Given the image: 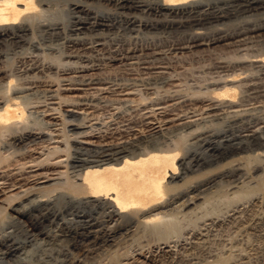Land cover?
<instances>
[{"label": "bare ground", "instance_id": "bare-ground-1", "mask_svg": "<svg viewBox=\"0 0 264 264\" xmlns=\"http://www.w3.org/2000/svg\"><path fill=\"white\" fill-rule=\"evenodd\" d=\"M107 4L113 5V9H110L111 11L105 9L107 8ZM102 8L105 10H102ZM254 17H256L255 20L253 19ZM252 19L253 21H251ZM229 22H238L236 23L237 26L231 31L225 28V25ZM209 28H214L215 33L209 34ZM166 31L183 34L186 39L185 42L179 46L174 45L170 47L174 51L186 50L189 51V53L210 49V47L220 44H222V46H239L247 42L248 44H252V41L264 42V0H0V43H4L6 46H14V51L17 48L19 49V47L22 49L25 46L39 51L45 48L52 49L63 40L69 49L67 55H77L85 60L92 59L91 55L93 56L94 52L104 53L114 51L119 53L127 52L128 55L131 54L130 57L133 60L144 58L142 61H147L150 57H157L161 49L157 48L154 51L142 52V54H140L137 53L138 50L136 48L131 49L120 44H123L124 38L127 35L137 36L141 32L159 33ZM38 36L40 39H36ZM6 56H8V52H4L0 49V62L5 60ZM251 65L257 66L264 71V51L252 60ZM87 66L86 64V67ZM164 67L165 65L162 63L156 66L157 73L160 75L159 78H161H158L159 83L165 81L169 82L168 79L170 76L165 74L163 70ZM236 75H238V73ZM236 75L231 77L228 76V78L225 79V81L227 80L226 82L221 84V86L216 85V87L208 92L200 91L198 94L196 92L194 93V95L197 94V98L193 101V104H195V108H197L196 104H202V107H204L202 112L197 114L196 110V113L192 112L191 114L189 113V115H183L180 113L182 110L180 112H174V110L172 113H169L166 118H163V124H171L170 126L173 124V128H175L174 126L185 127L190 131L192 129V132L196 129L194 134V136H196L198 133L200 134L203 132V129L201 132L197 129L203 127V124L205 125L212 120L220 121V119L224 117L226 120L227 117L231 122L235 123L239 119L242 120L245 116L248 118V116H250L248 115V112H250L248 110L250 108L247 109L243 106L244 101L241 98H244V96L241 95L242 97H239L237 85L233 82L234 79L237 80ZM8 84H11V80H8ZM98 84H102L101 88L107 89V85L104 86V81L100 82L91 78L79 83L62 84L61 86H65L64 90L70 92L83 88V86ZM159 85L160 84L156 86ZM152 86L155 85L152 84ZM28 88H30V86ZM149 88L150 85L148 86V90ZM152 88H150V90ZM249 89H251L250 95H258V97L259 95L261 97L264 96V80L253 82ZM129 90L130 89L122 92V94H124V96L131 95L132 92ZM13 92L15 93V90ZM22 97L17 95L7 97L4 100L0 99V134H3L1 131L5 132L6 129L10 130L11 135L9 134V143L14 145L23 146L28 144V142L35 143L32 149L33 152L36 153L39 152L37 148H40L37 143L46 141V137H49L47 138L48 140L54 138V133L52 135L51 133L47 134L46 127L44 130V128L35 129L24 126L27 114L26 106L25 104L23 105L20 100ZM52 98L53 101L51 102H56V97L53 96ZM179 99H181V97ZM84 101L82 103H84ZM86 102L89 103L88 101ZM178 102L179 100L174 98V101H169L166 105H163V102H158V105H155L156 108L152 107L156 109L155 112L159 110V112H163L164 114L169 106L174 107ZM78 103L80 104V102ZM79 104L64 109L63 113H65V115H71V117L80 116L83 107L82 104ZM189 105L192 106L191 104ZM193 106L192 108H194ZM153 108L152 111L154 110ZM185 109L187 108H184V110ZM190 109L188 110H193ZM178 110L176 108V111ZM188 110L185 111L187 112ZM150 111L151 108L149 113L152 112ZM84 115H86V113H84L83 116ZM51 118L54 117L52 116ZM66 118L68 119V117ZM66 118H64V120L62 119L63 123ZM79 118L82 119L81 116ZM72 119H74V117ZM54 122L55 121H53V123ZM20 123H22L21 125H23L24 128L19 125ZM65 123L71 126L70 131L72 130L73 136H71L74 144L80 147L76 149L83 148L84 150L85 148L91 150L95 147H101L99 145L100 143H97L95 135L91 133L90 135L87 134L85 123L82 122V124L80 121H68ZM160 124H155L154 126L156 127H153L154 132L158 135L162 133ZM17 125L18 127H16ZM51 125L53 127V124ZM90 125L91 124H89V126ZM15 127L17 129H21L22 127L23 129L18 131ZM63 130L65 131L66 129ZM186 130L184 132H186ZM209 130L210 129L205 128L204 133L196 136L203 147L202 151L200 150L201 152L186 146L187 144L183 141V138L173 139L175 141L172 140V144H175L174 147L172 144L170 147H168V145L166 147V144L165 146L163 145L164 143L162 145L154 143V145L152 144V146L146 148L145 144L144 146L140 144L141 142H128L129 140L119 141V139V142L112 143L111 141L108 142L106 137H102L101 150H95L93 153H91L92 151L84 152L85 150H78L79 152L75 155L71 154L73 156L70 155V158L68 157L69 155L67 156L66 154V157L69 158V160H67L71 164L68 165L77 171L75 176L72 173L69 174L66 166L64 170L59 168L64 158H52L56 152V155H58L59 152L64 150L66 153V150H68L66 148L68 145L66 142L62 141L63 139L60 141L66 144L62 145L65 146V148H59L57 146L58 144L56 146L54 145L51 147L52 149L46 150L47 153L45 154L47 155L44 158L42 157V159H38V161L32 163L29 161V169L23 166L26 170L19 166V170L16 167L17 171L8 167L1 169L3 163L5 165L9 162V160L7 161L9 153L2 154L1 151L0 264H81L79 258L73 256L74 254H72L71 248L77 249V247L81 245L84 246L82 244V240L84 239L88 240L87 243L85 241V245L88 246L98 243L101 244L102 242L114 246L116 243H119L118 241H121L118 239V241L116 240L118 234L119 236L121 234L123 238L124 236H122V234L126 236L128 234L129 237V234L133 232L132 238H134V233L137 232L138 234V231H141L139 229H143L142 231L145 230L146 232L151 230V232H155L163 238L167 237L169 234L171 235L174 231L176 232V226L175 223H172V218H176L178 214L182 216L184 213H190L189 211L192 212L193 209L198 212L199 210L195 208L201 207L202 204H205V202L208 201L207 199H209V197L203 195H207L208 192H203L211 183H219L218 187H220V183H224L225 181L226 184L229 183V186L227 184L228 187H236L234 190L237 192L240 187V185L236 183L238 179H241L243 176L247 178L251 175V171L264 169V121L250 120L243 125L240 124L237 130L231 128L217 131ZM52 131L53 130H51V132ZM67 131L70 132L69 129ZM67 131L64 133L67 134ZM190 131L186 133L189 132V135ZM192 132L191 134L193 135ZM64 133L63 137L65 138L66 135ZM99 133L100 132H98V134ZM142 136H140V138ZM134 138L136 139L135 136ZM68 139L70 141L69 136ZM153 140L155 141L154 138ZM52 141L58 142V140L53 139ZM170 142L168 144H170ZM0 143L3 146L4 142L2 143L0 141ZM4 144L6 147L7 143ZM50 144L51 141L49 145ZM72 144H69L70 147ZM43 145H45V142ZM10 148L12 147L10 146ZM44 148L45 147H43V149ZM25 151H27L26 154H28V149H25ZM249 151L251 153L256 152L255 155H250V157H255L256 159L254 158L255 161L253 160L251 166L247 167V162L244 160L245 154L242 155V153H248ZM68 152L70 153L69 150ZM40 153L42 154V152ZM180 153L181 161L179 164H181V167H179L176 162ZM15 154H17V152ZM29 154L28 158L31 157ZM250 157L246 156L245 158L247 159ZM11 166H13V164ZM20 168L24 170V172L21 171ZM69 171L72 172V170ZM196 171H201V173L197 172V175H195ZM169 172H171L170 175H168ZM189 173L195 174H192L193 176L190 174L191 176H189ZM72 175L74 177H71ZM251 178H254V176ZM179 181H182V183L179 184ZM248 181L251 182V179ZM230 188L227 189L230 191ZM253 204L255 205V203ZM260 204H257L259 205L258 209H252V211L246 213L247 216L245 215L246 218L243 221V224L246 223L245 228L247 227L250 233L255 235L254 240L250 241L246 249L242 248L243 251L240 250V247H237L238 244L234 247L230 246V248H232L231 250L234 251L232 253L231 250H229V253L231 252L229 255L233 254V256H235L236 254L240 264H264V206ZM8 209L14 211L16 216L12 217L10 222L4 223L1 220V216L6 214ZM194 213L195 212H193V214ZM243 213L245 214V212ZM179 217L180 216L177 218ZM24 218L32 219L33 231L26 233L24 236H20V234L16 233V230L24 225ZM241 219L243 218L239 220ZM236 220L235 223H238L239 220ZM211 223L210 225L213 226ZM207 224L208 223L204 226L202 225V228L199 227V230H197V226V231H192L193 235H189V239L185 238L186 240L182 243L181 248H174L172 246L173 243L170 242L172 243L171 245L165 238L164 245L158 244L155 248H149V253L147 252V254H145V252V255L138 250L139 252H137L143 255L145 259L140 262L138 260V264H228L230 262L228 259L232 257L228 255V252L227 255L229 258H225L224 256V258L218 259L217 256L215 258L214 252L211 251L213 249H209L210 246H208V243L210 244V242L208 240L210 238L208 240L206 239L208 238L206 237L208 236L207 230L209 231V225ZM214 228L215 227H213V229ZM17 232H19V230ZM146 232H144V234L148 235L149 232ZM155 233L154 235L156 236ZM170 235L169 238H172ZM137 238H139V236ZM65 239L67 240V244L63 243ZM127 239L126 242H128ZM160 240H162V238H160ZM132 241H135V239L130 240V242ZM119 244L121 245V243ZM119 248L118 246V249ZM85 250H87V248ZM147 250L148 249H146V251ZM114 251H116V249ZM132 253V250L131 252L127 250L124 255L128 256L130 259V257H133ZM110 255H112V253H110ZM126 258L127 257H125V259ZM210 258L213 259L212 262Z\"/></svg>", "mask_w": 264, "mask_h": 264}, {"label": "rangeland", "instance_id": "rangeland-1", "mask_svg": "<svg viewBox=\"0 0 264 264\" xmlns=\"http://www.w3.org/2000/svg\"><path fill=\"white\" fill-rule=\"evenodd\" d=\"M105 9L107 11H109L110 9L112 10L113 5L107 4V8H105ZM105 9L102 8V10H105ZM253 19L255 20L256 17H254ZM253 19L251 21H253ZM233 23L229 22L228 24L225 25V28L228 31L233 30L237 26L236 23H238V22H233ZM142 33L143 32L139 33L137 36L132 35L133 37L127 35L124 38L123 44H120V45H122L124 47H129L131 49L136 48L138 50L137 53H140V54H142V52L154 51L157 48L161 49V52L159 54H157V57H152V58L150 57V59H148L147 61H145V60L142 61V59H144V58H139L137 60H133L130 57L131 54L128 55L127 52L119 53V52H114V51L104 52V53L94 52L93 56L91 55L92 59L85 60V59L80 58L77 55L76 56L75 55H67V53L69 52L68 51L69 49L63 40H61V42L58 43L57 44L58 46L56 45L55 48H52V49H49V48L46 49L45 48L43 50L41 49L42 51L41 50L40 51L34 50L31 47H27V46H25L22 49H21V47H19V49L17 48L14 51V48H15L14 46H12V45L6 46V44L0 43V49H2L4 52H8V56H6L8 58L5 57V60H2L0 62V71H1L0 72V99L4 100L7 97L17 96V95H19V97L23 96L24 98L22 97L20 100L22 101L23 105L25 104L26 114H27V116H26L27 118H25L26 121H24L25 123L23 122L24 126L32 127L35 129H37V128L43 129L44 128V130L46 127L47 134L51 133V135H52L54 133V135H53L54 138H52V139L58 140V142L55 141L56 142V144H55V142H53L52 139H49L51 141V144L49 145L50 141L47 139L49 137H46V141H42L40 143H37V145L40 146V148H37V149H39L38 150L39 152L34 153L32 148L34 147L35 143L28 142V144L23 145V146L11 144V143H9V139H10V135H11L10 130L6 129L5 132L1 131V133L3 132V134H0V139H1L0 141L2 143L4 142L7 144L5 147L4 143H3V146L0 143L1 144L0 147L1 146L3 147V148L2 147L0 148L1 149L0 152L2 151V154H8L9 153L8 154L9 157L7 159V161L9 160V162L6 163L7 165L5 164L6 166L3 163V165H2L3 167H1V169H3V168L5 169L6 167H8V168H13L14 170L17 171V169L19 170V167H21L23 169L25 166L27 169H29L30 167H28V164H30L34 161H38V159L40 160V159H42V157L44 158L47 155L45 153H47V151L49 149H52L51 147H53L54 145L56 146L58 144L57 146L59 148H65V146H62V145L67 144L68 146H66V148L70 151V153L68 152V150H66V153L64 152V150L61 152L58 151L60 153V155L62 154L61 155L62 157L59 155V153H58V155H56L57 154V152H56L54 156L52 155L53 156L52 158L53 159H59V158L63 159L64 158L63 162H62V164H64V165H62V164H61L62 166L59 165V168L64 170L65 166H66V169L69 172V174L72 173L75 176L77 171H75L73 167L71 168V166H69L71 164L68 162L70 155L71 154L75 155V154H77V152H79L81 150L82 151L85 150L84 152H91L92 151L91 153H93L95 150H98V149L101 150L102 149L101 148L102 147V145H101L102 144L101 143L102 137H106V140L108 142L111 141L112 143L113 142H119L122 140L123 141L129 140L128 142H141L140 144L143 146L145 144L146 148H149V146H152V144L154 145V143L155 144L159 143L161 145L164 143L163 144L164 146L166 144V147H167V145H168V147H170L173 139L176 140L177 138H183V141H185L187 144L186 146H188L190 148L197 149L199 152H201L203 147L201 146L200 141L196 138V136H198L199 133L196 136H194L196 129H195V131L192 132V129L190 131L188 128L183 127L184 128V130H183V128L181 126L180 127L174 126L175 128H173V124H172V126H170L171 124H163V120H164L163 118L164 117L166 118V116L169 113H172L174 110H175L174 112H180L182 110L180 113L183 115H186V114L189 115V113L191 114L192 112L196 113V110H197V114H199L200 112H202L204 107H202L203 105L199 103L200 105L196 104L197 108H195V104H193V101L196 100V98H197L196 95L198 93H200V91L201 92H208L209 90L216 87V85L221 86V84H223L224 82L227 81V80L225 81V79L228 78V76L231 77L233 75H236L237 73H238V75H236L237 80L234 79L233 82H234V84L237 85V91L239 93V97L242 95L245 98V99L241 98L244 101L243 106L246 107L247 109H249V108L251 109V110L250 109L248 110V111H250V112H248V115H250V116H248V118H247V116H245L242 120L239 119L235 123L231 122L227 117H226V120L228 119L229 121L228 120L226 121L225 117L223 118L224 121H223V119H220V121L219 120H214V121L212 120L210 122L206 121L208 124L205 122L206 124L205 125L203 124L202 125L203 127H200L197 130H199L201 132L203 129V132H201L200 134L207 131V130L204 131L205 128L210 129L209 131H217V130L228 129V128L237 130L240 127V124L243 125L245 122H249L250 120L251 121L252 120L264 121V104H263L264 103V100H263L264 96H262L263 97L262 98L259 95V97L261 98L260 99L258 97V95H254V94L250 95L251 89H249L250 86L253 84V82L255 83V82H259L260 80H264L263 69H260L257 66L251 65L252 60L254 58H256V56H259L261 53H263V51H264V42L263 41H252V44H248V42H247L246 43L247 45L244 43L246 46L244 44H240L239 46L238 45H234V46L233 45H223L222 46V44H220V45H214V46L210 47V49L194 51L195 53L194 52L189 53V51H186V50L174 51L171 49V47H173L174 45L179 46L185 42L186 39H185L183 34H177L173 31L172 32L166 31V32H159V33L158 32L157 33L146 32L143 34ZM208 33L209 34L215 33V29L209 28ZM38 38L40 39L39 36L36 37V39H38ZM249 43H251V42H249ZM60 48H61V50H60ZM102 54H103V56H102ZM113 54H115V55H113ZM120 55H121V57H120ZM131 60H133V61H131ZM135 62H137V63H135ZM160 63L165 65L163 70L165 71V74L167 76H170V78H171L170 79L168 77L169 78L168 79L169 82L167 81L168 83L166 81L163 83H159V79H161V78H159L160 75H158V73H157L156 66L159 65ZM86 64L88 65L87 67H86ZM221 66H222V68H221ZM90 78L93 80H96V81H100V82L104 81L105 82L104 86L107 85L106 86L107 89L101 88L102 84H100V85L98 84V85L83 86V88L69 92V91L64 90L65 86L64 87L61 86L62 84L77 83V82L79 83L83 80L90 79ZM8 80H11V84H8ZM12 80H14V81H12ZM151 81H153L155 83H153ZM156 81H158V82H156ZM148 82H150V83H148ZM9 83H10V81H9ZM151 83L155 86L158 84H160V85L156 86V88H155V86H152ZM10 85H12V86H10ZM149 85H150V88L153 87L151 90H150V88L148 90ZM26 86H27V88H26ZM29 86H30V88H28ZM97 86H98V88H97ZM9 87H11V88H9ZM22 89H24V90H22ZM128 89L131 90L132 94L131 95L129 94V96L128 95L124 96V94H122V92H124ZM14 90H15V93L13 92ZM195 92L197 94L194 95ZM53 96L56 97L55 98L56 102H51V101H53V98H52ZM169 97H171V98H169ZM173 97L176 98L177 100H179V102L177 103V104L180 103L179 105L176 104L174 107L169 106L170 108L168 107L167 108L168 110H165L166 113H164V114H163V112L162 113L159 112V110H157V112H155L156 111L155 108L158 105L157 104L158 102H163V105H166V103H169V101H171V102L174 101ZM180 97H181V99H179ZM190 97L192 100L190 99ZM88 99H90V100H88ZM92 100H93V102H92ZM255 100H259V101H255ZM77 101L80 102V104ZM83 101H84V103H82ZM86 101H88L89 103H87ZM188 101H190V102H188ZM76 104H79V105L82 104L83 109L81 108L82 111L80 113V116L82 119L79 118L80 117L79 115L71 117V115L69 116V115H65V113H63L64 109L69 108L70 106L76 105ZM184 104H185V106H184ZM189 104H191V105L193 104L194 106L193 105L192 106L194 108H192V106H190ZM152 106L155 108H153ZM179 106L180 107L184 106V107L183 108L181 107V109H180ZM189 106L193 110H191L189 108ZM200 106H201V108H200ZM150 108H151V111H152V108L154 109L152 112L150 111L151 113H149ZM172 108H174V109H172ZM176 108H177V110L178 109L179 110L176 111ZM184 108H187L185 110L190 109L191 111L188 110L189 112L188 111L186 112L184 110ZM170 109H171V111H170ZM183 111H185L186 113ZM84 113H86V115L83 116ZM61 114H62V116H61ZM158 114H159V116H158ZM52 116L54 118H51ZM151 116H154V117H151ZM66 117H68V119ZM73 117H74V119H72ZM64 118H66L65 122H68V121L78 122V121H80L81 123L82 122L85 123L84 125H85V130H86L87 134L90 135V133H91V134L95 135L96 136L95 139L97 140L98 144L100 143L99 145L101 147H95L94 149H91V150H88L85 148H84V150H83V148L76 149V148H80V147H78V145L74 144V142L72 140V136H73V134L71 132L72 130L70 131L71 126L68 125V123L66 124L64 122L65 123L64 124L62 122L64 120ZM159 118H160V120H159ZM51 121H52V123H51ZM53 121H55V122L53 123ZM152 121H154V122H152ZM21 124L22 123H20L19 125L23 127V125H21ZM51 124H53L54 128L52 127ZM89 124H91V125L89 126ZM155 124H157V125L160 124V126L162 127V133L159 135L154 132L153 127H156V126H154ZM233 124H234V126H233ZM167 125L170 128H168ZM238 125H239V127H238ZM65 126L69 129L71 134H70V132L67 131L68 129ZM149 126L150 127L152 126V127L150 128ZM236 126H237V128H236ZM16 127H18V125ZM22 127H21V129L20 128H18V129L16 128V129L18 131H20L24 128V127L23 128ZM55 127H56V130H55ZM93 128H95V129H93ZM63 129H66L65 131L68 132V133L66 132L68 135L64 133L65 131ZM113 129L116 132H114ZM186 129H188V130H186ZM51 130H53V131L51 132ZM109 130H111V131H109ZM185 130H186V132L190 131V134L192 132L193 135L192 134L188 135L189 132L186 133V132H184ZM98 132H100V133L98 134ZM152 132H153V134H152ZM63 133L66 135L65 138L63 137ZM135 133L137 134V136ZM154 134H156V135H154ZM142 135H144V136H142ZM152 135H154V136H152ZM186 135H188V136H186ZM68 136L70 137V141L68 139ZM134 136L136 137V139L134 138ZM140 136H142L143 138L142 137L140 138ZM111 137H113V138H111ZM121 138H124V139H121ZM153 138L155 139V141L153 140ZM61 139H63L62 141L66 142V144L64 142L60 141ZM115 140H117V141H115ZM144 141H146V142H144ZM44 142H45V145H43ZM169 142H170V144H168ZM68 143L69 144L73 143V144L70 147V145ZM7 145L8 146L10 145L12 148H10V146L8 147ZM174 145H173V147H174ZM42 146L45 148L43 149ZM21 148L24 150H22ZM20 149L24 152H22ZM25 149L26 150L28 149V154L30 153L29 156L34 157V158H31V157L28 158V154H26L27 151H25ZM29 149H30V151H29ZM31 151H32V154H31ZM72 151H73V153H72ZM16 152H17V154H15ZM40 152H42V154ZM10 153H12V154H10ZM19 153H20V155H19ZM43 153H44V155H43ZM246 153L247 152H243L242 155L245 154L244 160H246L247 167H249V166H251V163H253V160L255 161V159H256L255 157H250V155L251 156L253 154L255 155L256 152L251 153L249 151L247 154ZM66 154H67V156L69 155L68 156L69 158L66 157ZM180 155H181V153L179 154V156L177 157V160H176L179 167H181L180 166L181 164H179L181 161ZM71 156H73V155H71ZM246 156L250 157V158L246 159L245 158ZM10 157H11V159H10ZM54 157H57V158H54ZM29 161H30V163H29ZM10 164L11 165L13 164V166H11ZM16 167H17V169H16ZM26 168H24V170H26ZM22 169H21V171L24 172V170H22ZM69 170H72V172ZM202 170H205V169H202ZM259 171L257 170V171H251L250 172L251 175L254 176V178H251L252 177L251 175H250L251 177L248 176L247 178H245L243 176V177H241V179H238L236 181V183L240 185V187L237 190L238 193L234 190L236 187H234V188L228 187L229 183H227L228 184V186H227L225 181H224V183H222V182L220 183L221 185H223V186L220 185V187H218L219 183L218 184L217 183H211L210 186H207L206 187L207 190L205 189V191L203 193L208 192L210 195L208 193H207V195H205L203 193L202 194L204 196L209 197L210 200L207 199L208 201H206L205 204H202V206L199 207L200 209L198 207L195 208V209L199 210L200 212L199 211L196 212L193 209L192 212L189 211L190 213H184V215L182 214L183 217L181 216V214H178L180 212L177 213L178 216H180L179 218H177L178 216L176 217L177 219L174 217L173 218L171 217L173 219V221L171 219L172 223H175L176 232L175 231H174V233L172 232L173 235L169 234L170 236H172V238L170 237L171 239L169 238V235H167V237H165L167 239V242L168 243L172 242L173 245H172V243H170V244L174 248L175 247L181 248L182 243L186 239H189L190 236L193 235L192 231L196 232L197 230H199V227L202 228V225L204 226L206 223H208L207 225H209V227L208 226L207 227H208L209 231L207 230L208 236H206V237H208V238H206V239L207 240L209 238L211 239V241H210V239L208 240L210 242V244L208 243V246L211 247V248L209 247L210 250L213 249L211 251L214 252L213 254H214L215 258H216V256L218 259H220L222 257L224 258V256H225V258H229L228 255L231 252L233 253V251H234V250H231L232 248H230V246L234 247L238 244L237 247H240L241 251H243L242 248L246 249L248 247V244L250 243V241L254 240L255 235L250 233V230L247 227L245 228L246 223L244 222L245 224H243V221L246 218L245 215L247 216L246 213L252 211V209L253 210H256V208L258 209L259 205H257V204H260L261 201H262L261 202L262 206H264V203H263L264 202V188H263L264 187L263 186L264 185V169H260ZM197 172L201 173V171H196L195 172L196 174L195 173H189V176H191L192 174L197 175ZM253 173H255V174H253ZM170 174H171V172L168 173V175H170ZM73 175L71 177H74ZM250 179H251V182L253 181L252 183L250 181H248ZM245 181H247V182H245ZM179 182H180L179 184L182 183V181H179ZM246 183H248L249 185ZM212 186L216 187L217 189L213 188ZM223 187H225V188H223ZM227 188H230L231 192L233 190L232 194ZM262 198H263V200H262ZM253 203H255L256 206ZM247 209H249V210H247ZM236 210H239V211H236ZM193 212H195V213L193 214ZM243 212H245V214ZM181 213H183V212H181ZM14 216H16V213L14 211L8 209L6 211V214L1 216V220L4 223H8L11 221L10 219ZM239 216H240V218H243V219H241L242 222H241V220H239L240 219ZM234 219L235 220L237 219L236 221L239 220L238 223L237 222L235 223ZM31 222L33 223L32 219L24 218L23 219L24 225L22 227L18 228L19 232H17L18 230H16V233L20 234V236H24L26 233L33 231ZM210 223L213 226H211ZM196 227H197V230H196ZM213 227H215V228L213 229ZM192 229H194V230H192ZM139 230H141V231L140 232L138 231V234H137V232L134 233V238H132L133 232H131L129 234V237H128V234H127V236L122 234V236H124L123 238L121 237V234H120V236L118 234V236H117L118 238H116V240L117 239L121 240V241L117 240L119 243H121V245L119 243H116L114 245L116 247H114L113 245H111L109 243H104V242H102L101 244L98 243L95 245H89L88 246V245H85L88 242V240L84 239V240H82V244L84 246L81 245L80 247H77V249L74 248L76 250L71 248V251H72V254H74L73 256H75L76 258H79V260H80L79 262L81 264H84V263L85 264H124V263H126V264H132V263L138 264L140 261L145 260L143 255L147 254V252L149 253L150 249L157 247L158 244L164 245V243H165L164 242L165 238L160 237V235H158L157 233L154 232L156 234V236H155L154 233L151 232V230H149V231L147 230L149 233L146 232L145 230L142 231L143 229H139ZM144 232L148 233V235L144 234ZM136 236L137 237L139 236V238H137ZM127 237H128V239H127ZM160 238H162V240H160ZM126 239L128 242H126ZM129 239L130 240L135 239V241L130 242ZM85 241H86V243H85ZM161 242H163V243H161ZM63 243L67 244V240L65 239ZM211 243H213V244H211ZM152 244H154V245H152ZM231 244H233V245H231ZM118 246L120 247L119 249H118ZM138 246H139V248H138ZM86 248H87V250H85ZM129 248H130V250H129ZM83 249H84V251H83ZM95 249L98 251H96ZM115 249H116V251H114ZM126 249L129 252H131V250L133 252L132 253L133 257H130V259L128 258V256L124 255L125 252H127ZM146 249H148V250L146 251ZM138 250L141 251L143 255H140L138 253L139 252ZM229 250H231L230 253H229ZM88 251H89V253H88ZM119 251H121V252H119ZM122 251H124V252H122ZM227 252H228V255H227ZM110 253H112V255H110ZM215 253H216V255H215ZM114 254L118 255V256H115ZM84 255H86V256H84ZM229 256H232V257H230L228 259L230 261L228 264H237V263L240 264L238 262L236 254H235V256H233V254L229 255ZM120 257H122V258H120ZM125 257H127V258L125 259ZM213 257H211V258H213ZM235 259H237V260H235ZM138 260H139V262H138ZM212 260L213 259H211V262H212ZM136 261H137V263H136Z\"/></svg>", "mask_w": 264, "mask_h": 264}]
</instances>
